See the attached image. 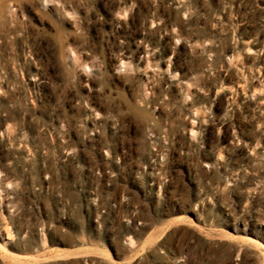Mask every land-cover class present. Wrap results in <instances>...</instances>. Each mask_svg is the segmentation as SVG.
<instances>
[{
	"label": "rangeland",
	"instance_id": "obj_1",
	"mask_svg": "<svg viewBox=\"0 0 264 264\" xmlns=\"http://www.w3.org/2000/svg\"><path fill=\"white\" fill-rule=\"evenodd\" d=\"M2 225L0 264L42 230L49 264H264V0H0Z\"/></svg>",
	"mask_w": 264,
	"mask_h": 264
},
{
	"label": "bare ground",
	"instance_id": "obj_2",
	"mask_svg": "<svg viewBox=\"0 0 264 264\" xmlns=\"http://www.w3.org/2000/svg\"><path fill=\"white\" fill-rule=\"evenodd\" d=\"M1 227H2V230L4 231L6 237L0 233V247L5 249V246L10 245L11 244L10 242H12L14 240L15 236L13 235L12 231L9 228L4 227L3 225ZM235 233H239V232H237V230H235ZM240 233H242L244 235V237H242V238L245 239L246 243H248L250 245H254L255 247H257V244H259V242L255 239L247 236L248 234H247V231L245 229L243 231L240 230ZM224 235L229 240L233 239L235 237L234 235L228 233L227 231L224 232ZM47 247H48V243H47V239H46V234L44 233V230H42L41 248L43 249V253H41V255L39 256L40 260L38 259V260L30 261V262H26V261L25 262L28 264H49V262H51V261L48 260L47 254L44 253L45 250L47 249ZM39 250H41V249H39ZM19 261H22V260L20 259Z\"/></svg>",
	"mask_w": 264,
	"mask_h": 264
}]
</instances>
